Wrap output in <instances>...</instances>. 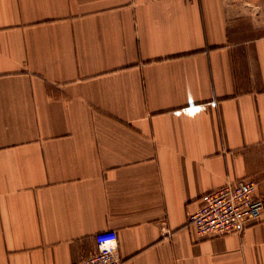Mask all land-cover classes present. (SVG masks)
<instances>
[{
	"label": "crops",
	"instance_id": "crops-1",
	"mask_svg": "<svg viewBox=\"0 0 264 264\" xmlns=\"http://www.w3.org/2000/svg\"><path fill=\"white\" fill-rule=\"evenodd\" d=\"M264 199V0H0V264H264V212L200 239L228 183Z\"/></svg>",
	"mask_w": 264,
	"mask_h": 264
},
{
	"label": "built area",
	"instance_id": "built-area-1",
	"mask_svg": "<svg viewBox=\"0 0 264 264\" xmlns=\"http://www.w3.org/2000/svg\"><path fill=\"white\" fill-rule=\"evenodd\" d=\"M254 179L228 183L200 199L197 210L188 215V223L200 239L243 233L258 222L264 212V199L257 195ZM118 234L107 230L95 236V250L80 264H123L118 253Z\"/></svg>",
	"mask_w": 264,
	"mask_h": 264
}]
</instances>
